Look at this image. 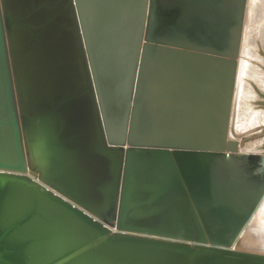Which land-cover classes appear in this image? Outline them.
I'll use <instances>...</instances> for the list:
<instances>
[{
	"label": "water",
	"instance_id": "95a60500",
	"mask_svg": "<svg viewBox=\"0 0 264 264\" xmlns=\"http://www.w3.org/2000/svg\"><path fill=\"white\" fill-rule=\"evenodd\" d=\"M246 7L0 0V264H264L236 249L264 199L231 134Z\"/></svg>",
	"mask_w": 264,
	"mask_h": 264
},
{
	"label": "rangeland",
	"instance_id": "374dc122",
	"mask_svg": "<svg viewBox=\"0 0 264 264\" xmlns=\"http://www.w3.org/2000/svg\"><path fill=\"white\" fill-rule=\"evenodd\" d=\"M255 1L254 6L249 8L248 3L246 7L238 58L231 134L243 136V140L245 138V145H249H244L242 150L264 152V27L259 26V23L264 21V0ZM251 116L257 118L255 125L248 130H241V133L234 130L236 124L240 121H248ZM262 218H264V199L250 224L239 238L236 249L264 253V222Z\"/></svg>",
	"mask_w": 264,
	"mask_h": 264
},
{
	"label": "bare ground",
	"instance_id": "6f19581e",
	"mask_svg": "<svg viewBox=\"0 0 264 264\" xmlns=\"http://www.w3.org/2000/svg\"><path fill=\"white\" fill-rule=\"evenodd\" d=\"M248 3H249V5H248ZM255 3H256V1L255 0H249V1H247V5L249 6V8L250 7H252V6H254L255 5ZM264 21H262V22H260L259 23V26H262V27H264V23H263ZM245 23V22H244ZM252 28V27H251ZM243 58V57H242ZM247 58V57H246ZM241 59V58H240ZM239 61V60H238ZM241 61V60H240ZM248 63V62H247ZM239 64V63H238ZM242 96V95H241ZM242 98V97H241ZM241 100V99H240ZM257 114H259V113H257ZM252 118V119H251ZM251 118L248 120V121H240V123H238V124H236V127H234V130L235 131H241V130H248V128H250V127H252L253 125H255L256 124V116L255 117H253V116H251ZM260 118V117H259ZM239 119V118H238ZM237 119V120H238ZM258 125V124H257ZM254 129V128H253ZM231 130H232V127H231ZM253 131V130H252ZM238 132V133H239ZM241 133V132H240ZM245 133H246V131H245ZM248 133H249V131H248ZM244 134V133H243ZM234 136V135H233ZM237 136V135H236ZM253 142V141H252ZM255 142V141H254ZM247 146L249 145V144H246ZM245 145V146H246ZM253 145V144H252ZM244 148V147H243ZM263 219V222H264V218H262ZM245 231V230H244ZM243 234V233H242Z\"/></svg>",
	"mask_w": 264,
	"mask_h": 264
},
{
	"label": "crops",
	"instance_id": "0c3cea01",
	"mask_svg": "<svg viewBox=\"0 0 264 264\" xmlns=\"http://www.w3.org/2000/svg\"><path fill=\"white\" fill-rule=\"evenodd\" d=\"M78 137L75 139L76 140V144H75V146L77 147V145L79 146V143H80V141L81 140H84V139H82L83 137H84V132H80L78 135H77ZM83 161V160H82Z\"/></svg>",
	"mask_w": 264,
	"mask_h": 264
},
{
	"label": "flooded vegetation",
	"instance_id": "af4514ba",
	"mask_svg": "<svg viewBox=\"0 0 264 264\" xmlns=\"http://www.w3.org/2000/svg\"><path fill=\"white\" fill-rule=\"evenodd\" d=\"M245 80V79H244ZM245 82V81H244ZM232 130H233V126H232Z\"/></svg>",
	"mask_w": 264,
	"mask_h": 264
}]
</instances>
